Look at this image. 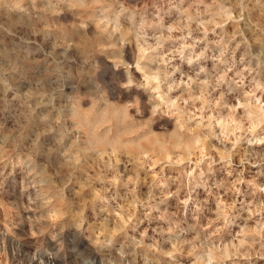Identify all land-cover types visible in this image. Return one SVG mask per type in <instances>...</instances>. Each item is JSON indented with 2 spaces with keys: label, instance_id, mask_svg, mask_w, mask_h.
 <instances>
[{
  "label": "rangeland",
  "instance_id": "rangeland-1",
  "mask_svg": "<svg viewBox=\"0 0 264 264\" xmlns=\"http://www.w3.org/2000/svg\"><path fill=\"white\" fill-rule=\"evenodd\" d=\"M0 264H264V0H0Z\"/></svg>",
  "mask_w": 264,
  "mask_h": 264
}]
</instances>
